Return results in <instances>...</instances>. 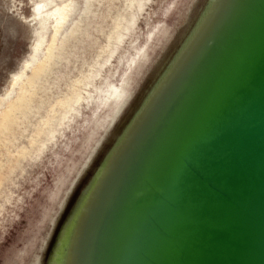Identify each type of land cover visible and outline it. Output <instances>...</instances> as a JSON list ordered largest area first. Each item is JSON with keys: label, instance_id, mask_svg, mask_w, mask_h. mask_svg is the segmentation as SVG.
Returning <instances> with one entry per match:
<instances>
[{"label": "water", "instance_id": "obj_1", "mask_svg": "<svg viewBox=\"0 0 264 264\" xmlns=\"http://www.w3.org/2000/svg\"><path fill=\"white\" fill-rule=\"evenodd\" d=\"M42 264H264V0H199Z\"/></svg>", "mask_w": 264, "mask_h": 264}, {"label": "rangeland", "instance_id": "obj_2", "mask_svg": "<svg viewBox=\"0 0 264 264\" xmlns=\"http://www.w3.org/2000/svg\"><path fill=\"white\" fill-rule=\"evenodd\" d=\"M190 2L0 0V112L44 58L60 21V11L75 7L61 25L60 33L68 37L56 54L48 78L53 97L60 92L64 97L59 96L62 101L50 115L41 111L43 119L37 126L29 124L27 133L17 136L14 154L3 158V166L0 165V264L29 262L31 246L47 230L43 214L51 207L50 189L60 173L81 158L82 142L97 102L110 84L119 81L127 63L145 44L153 28L162 23L178 24ZM87 8L89 11L85 13ZM61 35H56V44H60ZM82 95L83 101L77 105Z\"/></svg>", "mask_w": 264, "mask_h": 264}, {"label": "bare ground", "instance_id": "obj_3", "mask_svg": "<svg viewBox=\"0 0 264 264\" xmlns=\"http://www.w3.org/2000/svg\"><path fill=\"white\" fill-rule=\"evenodd\" d=\"M198 2L199 0H191L189 5L186 4L182 14L183 18L178 24L173 26L162 23L155 26L147 35L145 44L127 63L119 81L110 84L103 98L97 102V107L92 114L91 122L84 135L83 146L80 150L81 158L77 162H72L71 166H67L66 172L60 173L52 189H50L49 203H51V207L48 210L46 209L43 214L44 221L47 223V230L39 237L36 245L31 246L33 249L27 264H42L53 239L52 237L55 236L56 229L59 227L60 220L63 218L73 194L99 156V151L104 143L108 142V139L111 138L120 125L121 119L130 110L129 108H131L133 101L138 97V93H140L142 86L147 82L150 73L159 66L177 39ZM74 8V6L72 8L65 7L64 11H60V21L56 23L55 35L47 45L44 58L33 68L32 75L21 85L15 98L10 100L0 112V165L3 163L2 159L10 158L13 149L17 147L15 146L19 141L17 136L23 137V134L27 133L29 124L37 126L40 120L43 119V116L40 115L41 111H45L46 116L50 115L55 106L62 101L59 96L64 97V93L61 92L58 96L53 97L48 78L53 69L52 64H54L63 46L64 39L68 37L66 33H62L61 25L66 17L72 14ZM88 11L89 8L86 9L85 13H88ZM178 11L179 13L182 12ZM75 27L77 26L75 25ZM60 30H62V35ZM56 35H61L62 37V40L58 41L60 44H56ZM62 49H65V47ZM59 56L61 57L60 54ZM57 87L59 88V86ZM86 93L87 91H84V94ZM83 98V95L80 96L76 104L80 105ZM72 109L67 112L66 116H64L65 118L70 115ZM2 148H5V150ZM39 222L42 221L40 220Z\"/></svg>", "mask_w": 264, "mask_h": 264}]
</instances>
